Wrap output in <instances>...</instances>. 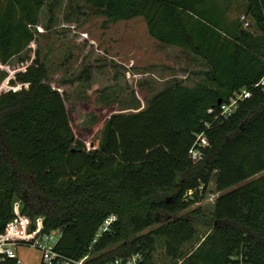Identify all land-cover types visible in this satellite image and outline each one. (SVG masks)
<instances>
[{
  "label": "trees",
  "instance_id": "trees-1",
  "mask_svg": "<svg viewBox=\"0 0 264 264\" xmlns=\"http://www.w3.org/2000/svg\"><path fill=\"white\" fill-rule=\"evenodd\" d=\"M46 1L0 0V64L29 49ZM245 1L257 33L251 21L247 28L237 19L223 25L229 8L217 0H85L106 23L142 17L158 42L201 57L205 80L174 81L144 110L111 114L104 142L88 151L74 134L62 93L42 81L39 53L23 59L29 63L9 80L20 88L0 93V233L18 200L24 216L43 217L44 231L62 230L59 248L74 258L116 215L94 244L91 264L151 250L152 234H136L160 217L166 222L153 234L166 237L174 259L183 256L197 224L212 228L180 264H229L242 248L264 264V88L256 86L264 79V0ZM3 79L0 69V85ZM245 87L251 96L220 118L218 100ZM202 132L209 145L194 163L188 152ZM212 177L221 192L212 210L176 216L200 199L187 192L205 189Z\"/></svg>",
  "mask_w": 264,
  "mask_h": 264
},
{
  "label": "rangeland",
  "instance_id": "rangeland-1",
  "mask_svg": "<svg viewBox=\"0 0 264 264\" xmlns=\"http://www.w3.org/2000/svg\"><path fill=\"white\" fill-rule=\"evenodd\" d=\"M217 2L221 9L229 8L223 25L240 21L245 14L253 24L250 31L258 32L245 0ZM33 32L29 49L0 65L4 75L0 91L19 88L21 84L9 80L29 63L23 59L38 52L45 66L42 81L62 93L74 134L85 142L88 151L104 142V122L111 114L144 110L150 99L169 84L180 80L193 86L205 80L208 70L201 57L150 36L142 17L106 23L103 12L85 0H47ZM197 190L193 188L187 195L197 194L200 199L176 216L195 208L206 213L212 210L214 202L209 198L221 193L216 190L214 178L205 189L200 186ZM162 222L166 221L160 217L159 223L136 234H152L154 238L152 249L143 251L145 264H180L212 231L209 226L197 224L193 239L182 246L183 256L174 259L166 252V237L153 234ZM19 255L24 264H39L40 252L36 249L22 247Z\"/></svg>",
  "mask_w": 264,
  "mask_h": 264
},
{
  "label": "built area",
  "instance_id": "built-area-1",
  "mask_svg": "<svg viewBox=\"0 0 264 264\" xmlns=\"http://www.w3.org/2000/svg\"><path fill=\"white\" fill-rule=\"evenodd\" d=\"M241 21L244 28L250 26V22L245 15L241 16ZM256 86H262L264 88V79L257 83ZM17 87L20 88V86ZM251 94V89L246 87L235 91L227 101L219 105L220 118H229L236 111L239 103L250 97ZM208 145L209 140L206 134L204 132L197 134L195 143L188 152L189 158L194 163L200 161L204 156L203 150ZM216 197L217 194L212 195L209 199L214 202ZM13 213V219L8 222L5 230L0 233V264L4 263L6 259L14 260L15 264H24L19 255V249L22 247H29L39 251V264H91L90 260L95 255L93 250L94 244L98 242L100 237L109 230L111 224L117 219V216L113 214L107 217L98 229L95 238L85 254L79 258H74L63 253L59 248L60 238L62 236L61 229L44 231L43 217L39 216L32 221L24 216L21 212V203L18 200L13 202ZM144 258L145 255L142 251H135L125 256H115L104 264H142ZM229 264L255 263L248 258L246 248H242L230 255Z\"/></svg>",
  "mask_w": 264,
  "mask_h": 264
},
{
  "label": "water",
  "instance_id": "water-1",
  "mask_svg": "<svg viewBox=\"0 0 264 264\" xmlns=\"http://www.w3.org/2000/svg\"><path fill=\"white\" fill-rule=\"evenodd\" d=\"M221 103H222V100L219 99L218 102H217V104H218V105H221Z\"/></svg>",
  "mask_w": 264,
  "mask_h": 264
},
{
  "label": "crops",
  "instance_id": "crops-1",
  "mask_svg": "<svg viewBox=\"0 0 264 264\" xmlns=\"http://www.w3.org/2000/svg\"><path fill=\"white\" fill-rule=\"evenodd\" d=\"M169 46V45H168Z\"/></svg>",
  "mask_w": 264,
  "mask_h": 264
}]
</instances>
